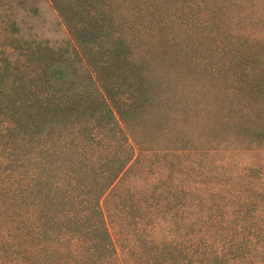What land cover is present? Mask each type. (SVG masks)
I'll list each match as a JSON object with an SVG mask.
<instances>
[{
	"label": "trees",
	"instance_id": "1",
	"mask_svg": "<svg viewBox=\"0 0 264 264\" xmlns=\"http://www.w3.org/2000/svg\"><path fill=\"white\" fill-rule=\"evenodd\" d=\"M9 1L0 264H264V172L217 161L264 151V0H47L58 47L25 38ZM143 153L202 178L150 206H179L182 240L131 262L105 204Z\"/></svg>",
	"mask_w": 264,
	"mask_h": 264
},
{
	"label": "rangeland",
	"instance_id": "2",
	"mask_svg": "<svg viewBox=\"0 0 264 264\" xmlns=\"http://www.w3.org/2000/svg\"><path fill=\"white\" fill-rule=\"evenodd\" d=\"M17 1L21 4L19 5ZM9 3L14 7L22 35L25 38L30 37L47 43L51 47L61 46L67 40V32L47 0H12ZM248 18L256 20L253 14H250ZM248 24L254 26L253 23ZM252 30L256 34V30ZM139 159L118 182L107 205L105 204L110 232L118 251L121 256L131 262H138L142 250L150 244V241L158 244L168 242L170 239L176 243L182 240L181 232L174 227V223L180 225V219L183 216L179 206H165L166 214L164 215L161 213L156 215L152 207L159 203L162 205L164 199L170 200L171 197L172 200L173 191H176V196H178L177 192L181 190L183 181L184 184H190L198 190L197 187L202 178L201 171L197 169L188 171V167L182 165L178 167V171L172 173L169 168L171 165H162L161 156L143 153ZM171 161L176 167L177 162L182 164L183 160L178 158ZM217 161L220 164L260 166L259 169L262 173L264 172V151L236 154L229 158L220 157ZM186 172L187 176H185ZM211 179L212 177L208 181ZM197 190L192 192V195H197ZM121 206L125 207L124 213Z\"/></svg>",
	"mask_w": 264,
	"mask_h": 264
}]
</instances>
